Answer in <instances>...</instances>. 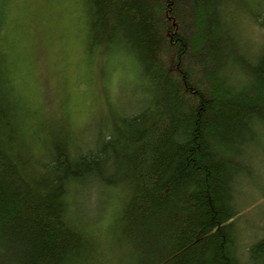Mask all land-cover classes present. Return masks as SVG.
Listing matches in <instances>:
<instances>
[{"label": "trees", "instance_id": "obj_1", "mask_svg": "<svg viewBox=\"0 0 264 264\" xmlns=\"http://www.w3.org/2000/svg\"><path fill=\"white\" fill-rule=\"evenodd\" d=\"M86 4L87 53L124 49L146 99L108 106L85 136L38 117L0 53V264H264V228L248 244L238 234L264 134V12L249 0ZM82 194L104 199L89 219L74 213Z\"/></svg>", "mask_w": 264, "mask_h": 264}, {"label": "rangeland", "instance_id": "obj_2", "mask_svg": "<svg viewBox=\"0 0 264 264\" xmlns=\"http://www.w3.org/2000/svg\"><path fill=\"white\" fill-rule=\"evenodd\" d=\"M249 1L255 15L264 12V0ZM86 6V0H0V53L10 68L15 67L16 84L27 106L40 118L63 116L76 129L86 127L85 136L108 106L129 111L146 99L140 69L124 49L102 60L87 53ZM259 141V154L239 202L243 211L238 234L248 241L245 244L261 236L264 228V134ZM121 200L110 207L112 217ZM102 202L99 196L82 194L74 202L75 216L89 219ZM102 228L97 225L98 231Z\"/></svg>", "mask_w": 264, "mask_h": 264}]
</instances>
